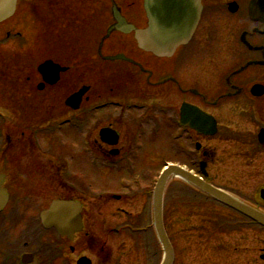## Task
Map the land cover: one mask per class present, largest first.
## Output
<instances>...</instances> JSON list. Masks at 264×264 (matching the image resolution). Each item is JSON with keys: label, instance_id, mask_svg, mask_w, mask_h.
<instances>
[{"label": "flooded vegetation", "instance_id": "obj_1", "mask_svg": "<svg viewBox=\"0 0 264 264\" xmlns=\"http://www.w3.org/2000/svg\"><path fill=\"white\" fill-rule=\"evenodd\" d=\"M179 1L183 4L186 0ZM144 4V0H27L16 4L15 16L19 15L21 21L26 18L28 23L42 28L41 21L48 20L49 31L39 28L42 35L31 31L30 39L34 43L49 39L50 46L24 48L23 44L1 56V175L3 186L12 196L21 200L43 199L37 214L52 203L67 205L72 214L79 212L81 228L71 241L60 237L54 228L47 231L50 250L55 254L53 264H76L82 257L90 259L91 264H120V257L114 253L120 246L115 241L124 228L120 219L131 215L127 209L137 200H147V206L149 200L146 190L140 194H118L113 191L116 188L108 187L90 196L87 169L81 165L86 163L68 155L71 149L79 147L85 160L87 151L94 150L104 166L127 164L129 152L138 145L142 148L144 134L147 136L153 130L159 133L170 123L183 133L182 145H199L198 151L189 152L185 158L196 176H201L198 167L204 163L206 176L201 178L210 184L214 183L213 163L230 161L233 154L245 155L242 146L236 145L230 154L222 149L225 158L217 156L216 141L234 145L242 138L248 143L249 137V147L260 152L255 156L264 157V143L258 137L264 131V0H199V16L188 45L176 49L166 59H157L137 48L135 31L146 30L149 25ZM183 11L192 22L193 8ZM16 37L22 43V37ZM5 38L4 44L11 42L8 32ZM117 54L129 62L108 60ZM45 61L59 68L56 76H44L37 71ZM203 75L211 80H204L202 86ZM44 78L56 81L50 85ZM84 87L88 90L79 104H67L68 98ZM10 89L12 94L8 93ZM100 105L104 108L97 110ZM186 105L189 110L213 118L216 134L212 138L180 127L181 109ZM162 117L170 122L164 123ZM102 129H110L114 134L100 135ZM242 132L251 136L241 138ZM115 137L118 140L112 146ZM143 145L146 148L153 144ZM240 161L250 164L253 160ZM23 164L34 166L29 174L17 171ZM29 182L45 185L22 193L24 197L21 189ZM180 183L188 194L175 189L168 193L163 207L165 230L169 232L173 215L182 214L177 219L181 226L177 235L183 236L185 245L190 246L195 233L206 234L212 244L216 213L212 206L201 212L198 191ZM13 189L21 196L14 194ZM37 189L43 191L38 193ZM172 197L169 205L168 199ZM141 214L137 221L143 231V239L139 240L142 244L143 235L152 228L142 225L148 217L144 214L141 218ZM169 234L172 238L173 234ZM145 247L147 264L154 262L157 254H152V244ZM259 257L251 263L264 264ZM238 258L239 261L212 260V264H249L244 255ZM175 262L181 264L178 256ZM44 263L36 252L33 264Z\"/></svg>", "mask_w": 264, "mask_h": 264}, {"label": "rangeland", "instance_id": "obj_2", "mask_svg": "<svg viewBox=\"0 0 264 264\" xmlns=\"http://www.w3.org/2000/svg\"><path fill=\"white\" fill-rule=\"evenodd\" d=\"M34 3V2H33ZM32 5V3H31ZM49 5V3H47ZM39 7V4L36 5ZM28 18V17H27ZM31 20L30 18H28ZM34 22L33 20H31ZM23 23V24H22ZM40 25V24H39ZM48 26V25H44ZM40 28V26H39ZM37 25L34 23L29 22L25 18L21 21L19 15L15 16L10 22L4 23L0 25V60L2 54L5 51L11 52V50L15 47L19 48L24 44V48H48L50 46L49 39H41L36 43L32 42L30 39L31 31L33 32H41L42 28L39 29ZM48 28H46L47 30ZM9 33V40L11 42L4 44L7 40L4 39V33ZM20 35L22 36L21 42L19 44V39L16 37ZM42 35V32L39 34ZM48 35V34H47ZM16 51V50H15ZM32 61L36 59L33 57L31 58ZM17 63V62H14ZM209 76L203 75L201 77L200 84L204 80H208ZM211 80V79H209ZM208 80V81H209ZM203 86V85H202ZM9 94H12V90L10 89ZM208 93V92H207ZM59 119V118H58ZM56 118V121L58 120ZM164 123L170 122V119L163 118ZM235 128V126H234ZM10 129V128H9ZM10 134L13 136V132L10 129ZM177 135V131L174 130V127L168 123L163 130L159 133L155 132L154 130L149 135H143L141 138L140 145L142 148H138L137 150H133L132 153L129 152L130 162L125 164L124 162L119 163L112 168L104 167L103 164L100 162L97 164H93L92 162V155H86V160L84 157L77 158L74 157L71 152H67L68 155L73 156L75 160H80L79 162H85V164H81L84 168L87 169V175L89 177V185L90 190L93 192L102 191L103 189L109 190L112 188H116L113 191H118V194H129L131 191L138 192V191H145L149 190L155 180V176L158 172V169L163 166V161H175L184 163L183 156L179 153H173L172 149L170 148L171 139L175 138ZM239 136L241 137H248L251 136V133H240ZM248 143L238 142L232 144H223L219 142H215V147L217 148L218 154L220 152L225 153L222 151L224 148L229 152L230 150L234 149V146L239 145L242 147H247L249 149H253L249 147V137ZM74 141H72L73 143ZM150 142L152 143L153 147L143 148L145 147L143 143ZM182 142V140H180ZM212 143V142H211ZM162 144V145H161ZM175 144V143H174ZM178 144V143H176ZM186 146V144H183ZM212 145V144H210ZM70 149V148H66ZM175 149V148H174ZM75 154H81L80 148L76 147L71 149ZM148 151H152L151 153L157 157L150 158L146 155ZM127 152V151H126ZM125 152V153H126ZM137 155V159H134V155ZM243 153V152H242ZM37 153L33 155L35 157ZM256 155V154H255ZM246 156L248 160H253L250 164L247 162L241 163L240 159H246L245 155L236 156L235 159L217 164H212V176L215 179L214 183L222 188H228L233 190L237 194H239L244 200L251 201L253 197L257 195V190L264 184V157L262 156ZM218 156V155H217ZM239 159V160H238ZM161 161V162H160ZM185 161V160H184ZM34 162V161H33ZM30 163V162H28ZM31 164V163H30ZM183 165V164H182ZM38 166V165H37ZM34 166L23 164L20 170H17L19 173L22 174H29V171L33 169ZM2 163L0 162V172H2ZM34 174V173H33ZM139 177V182L135 183L134 177ZM120 183V186H119ZM124 184V186H123ZM19 185H21L19 183ZM45 185L44 182H37L33 184V182H29L27 187L21 189L22 193H28L32 189H36L35 186ZM177 184L174 182L171 184V187H175ZM29 187V188H28ZM38 193L43 190H38ZM13 193L21 196L13 189ZM98 193V192H97ZM96 193V194H97ZM99 194V193H98ZM38 195V194H37ZM36 195V196H37ZM25 197V194H22ZM35 196V197H36ZM177 196V195H175ZM15 199L17 200L18 197ZM174 198L168 199V204H171V201ZM20 200V201H19ZM20 202L19 208L13 212V209H8L4 215L0 216V254L9 259L8 261H14L16 264H19L18 258L16 255L20 256L22 253L25 252H33L40 251L42 246L40 247V243L37 245V242L34 241L36 236L39 237L40 231L37 225L38 214L37 210L40 207V202L42 203L43 199L41 198H26L24 200L18 199ZM96 202L95 199H93ZM141 203V204H140ZM14 206V205H13ZM12 206V207H13ZM149 206V201H148ZM206 207H211V204L204 205ZM123 208V207H122ZM129 211L138 218V215L141 214V218L147 215V222L143 223V226H149L150 224V215L147 212V200L144 201L137 200L134 204V207L129 209ZM220 213V212H217ZM177 215L172 216L171 226L169 228V232L172 233V242L174 245L175 251L178 253V263L181 264H212V260L220 261V260H240L237 259L239 256H243L244 260H248L249 264H252V261L258 259V256L261 254V250H264V232H259V230H253L250 228L237 230V232L233 231H226L224 233H220L218 230L214 232L212 244L207 240V235H203L202 233H195L190 246L185 245V241L183 236L177 235L178 231L181 229V226L177 225ZM219 217V216H217ZM140 218V217H139ZM125 218L122 217L120 219V224L124 222ZM117 222V221H116ZM197 222V221H195ZM138 221L134 220L135 227H137ZM141 225V226H142ZM130 235V234H129ZM128 234L124 233L119 236V239L115 241V245L117 246V250H114L115 256H119L120 264H147V254L146 248L139 240L142 236L135 234L133 235L134 238L130 237ZM43 242L46 245L50 246L49 244V237L46 235H42ZM143 239V238H142ZM146 241V240H144ZM137 242H139L137 245ZM36 243V245H35ZM42 243V241H41ZM141 244V246H140ZM154 244V243H153ZM155 246V244H154ZM187 248V250H186ZM46 250V251H45ZM44 256H46L47 260H52L55 258V254H52L50 248H45ZM48 251L51 253H48ZM20 252V253H19ZM114 255V254H113ZM40 256V255H39ZM41 260L44 258L43 256L39 257ZM44 258V259H46ZM149 264H153L149 262Z\"/></svg>", "mask_w": 264, "mask_h": 264}, {"label": "water", "instance_id": "obj_3", "mask_svg": "<svg viewBox=\"0 0 264 264\" xmlns=\"http://www.w3.org/2000/svg\"><path fill=\"white\" fill-rule=\"evenodd\" d=\"M17 0H0V22L9 18L15 8ZM145 10L149 18V29L146 32H138L136 34V41L139 48L152 52L158 57H170L176 48L186 45L191 38L194 31L195 23L199 14V0H144ZM191 6L195 18L192 22L188 21V14L183 11ZM190 26V27H188ZM120 58V57H119ZM49 63L40 66L39 71L44 74ZM49 83H53L46 80ZM83 92L76 94V99L80 98ZM185 111V110H184ZM185 111L182 114V121L190 119L192 122L188 125L198 130L200 123V132L205 134H213L214 124L208 122L203 116L195 112H190L189 116ZM204 127V128H203ZM206 129V130H204ZM204 130V131H203ZM264 142V140H262ZM180 177L188 183L195 186L197 189L222 203L223 205L232 208L240 214L246 216L248 219L257 223L264 228V214L256 209L240 202L234 197L220 192L212 187L204 184L197 178H194L181 170L178 167L169 166L158 178V181L152 193V222L156 237L161 245L163 251V260L161 264H172L174 253L164 232L162 225V199L165 186L170 177ZM3 183V178L0 177V187ZM264 198V192L261 193ZM8 201V195L5 190L0 188V212L5 208ZM74 210V209H73ZM67 205L54 203L50 209L40 215V221L45 229L55 228L61 236L70 237L80 231V217L79 212L71 213ZM32 255H23L21 259L22 264L32 262ZM78 264H90L89 261L81 259Z\"/></svg>", "mask_w": 264, "mask_h": 264}, {"label": "trees", "instance_id": "obj_4", "mask_svg": "<svg viewBox=\"0 0 264 264\" xmlns=\"http://www.w3.org/2000/svg\"><path fill=\"white\" fill-rule=\"evenodd\" d=\"M4 258H5V257H4L3 255L0 254V263H1V261L4 260ZM1 264H3V263H1Z\"/></svg>", "mask_w": 264, "mask_h": 264}]
</instances>
